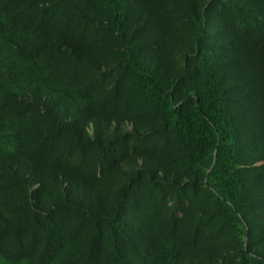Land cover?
Returning a JSON list of instances; mask_svg holds the SVG:
<instances>
[{"label": "trees", "instance_id": "trees-1", "mask_svg": "<svg viewBox=\"0 0 264 264\" xmlns=\"http://www.w3.org/2000/svg\"><path fill=\"white\" fill-rule=\"evenodd\" d=\"M0 264H264V0H0Z\"/></svg>", "mask_w": 264, "mask_h": 264}]
</instances>
